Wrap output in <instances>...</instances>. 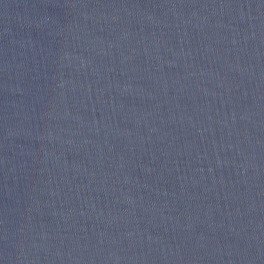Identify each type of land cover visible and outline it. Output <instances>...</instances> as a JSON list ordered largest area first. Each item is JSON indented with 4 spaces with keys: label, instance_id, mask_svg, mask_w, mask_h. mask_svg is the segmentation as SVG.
I'll use <instances>...</instances> for the list:
<instances>
[{
    "label": "water",
    "instance_id": "obj_1",
    "mask_svg": "<svg viewBox=\"0 0 264 264\" xmlns=\"http://www.w3.org/2000/svg\"><path fill=\"white\" fill-rule=\"evenodd\" d=\"M0 264H264V0H0Z\"/></svg>",
    "mask_w": 264,
    "mask_h": 264
}]
</instances>
